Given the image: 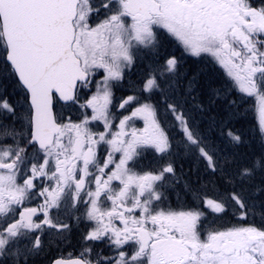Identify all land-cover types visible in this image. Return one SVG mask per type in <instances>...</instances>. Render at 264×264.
Wrapping results in <instances>:
<instances>
[{
	"label": "snow or ice",
	"instance_id": "1",
	"mask_svg": "<svg viewBox=\"0 0 264 264\" xmlns=\"http://www.w3.org/2000/svg\"><path fill=\"white\" fill-rule=\"evenodd\" d=\"M0 264H264V0H0Z\"/></svg>",
	"mask_w": 264,
	"mask_h": 264
},
{
	"label": "flooded vegetation",
	"instance_id": "2",
	"mask_svg": "<svg viewBox=\"0 0 264 264\" xmlns=\"http://www.w3.org/2000/svg\"><path fill=\"white\" fill-rule=\"evenodd\" d=\"M63 251L56 250L57 253H54L56 256L60 257H72L79 254L80 248L76 244V241L73 240L71 243H68L66 246H62Z\"/></svg>",
	"mask_w": 264,
	"mask_h": 264
},
{
	"label": "rangeland",
	"instance_id": "3",
	"mask_svg": "<svg viewBox=\"0 0 264 264\" xmlns=\"http://www.w3.org/2000/svg\"><path fill=\"white\" fill-rule=\"evenodd\" d=\"M66 245L67 244H63V245L57 246L55 243H53L54 253H57L56 250L63 251V247L62 246H66Z\"/></svg>",
	"mask_w": 264,
	"mask_h": 264
},
{
	"label": "water",
	"instance_id": "4",
	"mask_svg": "<svg viewBox=\"0 0 264 264\" xmlns=\"http://www.w3.org/2000/svg\"><path fill=\"white\" fill-rule=\"evenodd\" d=\"M75 257H73V258H68V259H66V260H71V259H74ZM65 259V258H64Z\"/></svg>",
	"mask_w": 264,
	"mask_h": 264
}]
</instances>
